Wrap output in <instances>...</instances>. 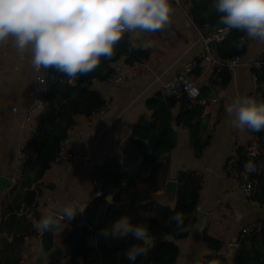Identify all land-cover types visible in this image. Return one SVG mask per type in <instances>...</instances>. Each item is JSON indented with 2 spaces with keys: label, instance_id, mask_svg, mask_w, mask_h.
<instances>
[{
  "label": "crops",
  "instance_id": "crops-1",
  "mask_svg": "<svg viewBox=\"0 0 264 264\" xmlns=\"http://www.w3.org/2000/svg\"><path fill=\"white\" fill-rule=\"evenodd\" d=\"M190 1L181 0L180 6H172L170 24L161 30L145 33L143 42L136 41L131 35V47L141 45L140 49L146 51L148 56L136 61L138 55L131 54L110 63L114 74L121 78L119 83L107 86L105 82L92 80L90 84H85L88 90L96 91L103 97L105 107L89 118H75V126L68 134L67 148L77 159L65 164L53 163L45 172L37 209L41 216L48 210L59 213L65 206L77 210L74 217L82 216L79 210L95 199L92 169L100 167L108 158H120L129 139L140 140L135 134L138 131L134 132L136 124L156 119L149 103L158 97L165 84L179 71L198 61L203 50L201 35L206 31L201 32L192 22L188 14ZM263 55L264 42L249 39L247 53L241 58L240 64L229 69L230 81L225 88L219 83L211 84L214 68L194 74L199 88L209 87V96L202 102L204 110L201 115L204 127L201 138L208 140V143L199 157L195 156L190 145L189 130L175 123L180 103L169 109V126L175 144L165 155L168 160L167 181L177 182L182 170L199 176L202 184L194 216L198 210L207 214L202 231L192 227L187 238L176 242L179 255L175 264H202L214 253L202 241L204 231L223 244L219 254L226 264H233V257L230 260L225 258L227 247L236 240L238 248L243 227L264 223V206L243 198L229 175L234 171L238 151L247 150L253 135L247 128L234 127L231 122L233 117L225 111L226 104L237 97L255 94L257 84L251 70L260 66ZM30 60L31 53H19L11 39L0 44V176L12 182L10 187L0 191L1 198L16 183L23 158L22 147L35 126V122L30 125L23 122L35 86V70ZM69 82L74 84L72 79ZM212 91L215 97L211 96ZM160 118L156 120L157 123ZM156 196L161 204L174 206L175 198L171 199L167 195L165 186ZM65 221L68 220H62L56 238L57 252L63 253L62 258L66 255V248L60 234L65 229ZM195 222L194 218L193 226ZM12 239L11 234L0 233V250ZM37 247V237L26 239L20 264L63 263L53 256L39 263L36 260Z\"/></svg>",
  "mask_w": 264,
  "mask_h": 264
},
{
  "label": "trees",
  "instance_id": "trees-1",
  "mask_svg": "<svg viewBox=\"0 0 264 264\" xmlns=\"http://www.w3.org/2000/svg\"><path fill=\"white\" fill-rule=\"evenodd\" d=\"M213 4L214 0L190 1L188 14L201 32L212 31L215 24L220 22L222 14L215 11ZM130 37L125 33L115 45L112 57H102L94 71L74 79V84L69 82L70 78L65 74L50 69L47 75V110L35 119L30 137L22 147L23 158L15 185L2 198L0 193V233L13 236L12 241L0 250V264H20L26 239L37 237L34 224L41 218L37 210L42 195L41 181L45 172L55 163L69 131L75 126V118H89L105 107L103 97L82 84H90L92 80L106 81L114 74L109 64L123 56L137 54L136 61L147 58L148 53L140 49L141 45L131 47ZM241 37L245 39L242 47L237 46ZM248 42L249 38L244 32L229 29L226 39L216 45L215 56L222 64L236 57L241 59L247 53ZM260 61V66L253 68L251 73L256 77L257 84L254 97L264 100V55ZM195 74L198 75L199 71ZM212 75L211 84L219 83L222 88L229 84L230 71L226 66L214 68ZM208 96L209 87L204 86L199 89V96L194 102L185 98H164L159 94L149 103L156 119L136 124L134 132L138 131L135 134L140 140L129 139L120 158H108L96 169L101 196L83 209L82 216L64 222L65 229L60 236L66 255L62 258V264H130L125 250L142 243L131 235L108 239L98 237L95 246L90 245L100 229H110L112 222L122 215L129 216L134 224L147 227L153 240L147 256L138 257L135 264L176 263L179 255L176 242L187 238L192 230L202 180L196 174L182 170L177 177L174 206L163 205L158 201L156 194L165 186L168 178V160L165 155L175 144L169 126V109L180 103L175 123L189 130L190 145L195 156L199 157L208 143V140L201 138L204 129L202 102ZM158 118L160 120L157 123ZM249 132L253 135V141L248 147L255 144L258 151V155L251 160L259 167L254 193L249 200L264 206V130L254 132L249 129ZM249 159L246 151L239 150L233 170H240ZM109 197L111 200H108ZM177 213L184 218L183 230H178L176 221L171 219ZM259 225V231L239 237L233 264H264V223ZM202 241L214 252L202 264H226L219 254L223 248L219 240L204 231Z\"/></svg>",
  "mask_w": 264,
  "mask_h": 264
},
{
  "label": "clouds",
  "instance_id": "clouds-1",
  "mask_svg": "<svg viewBox=\"0 0 264 264\" xmlns=\"http://www.w3.org/2000/svg\"><path fill=\"white\" fill-rule=\"evenodd\" d=\"M213 7L227 28L264 42V0H214ZM171 13L170 0H0V44L11 39L19 53H31L35 71L54 69L74 80L94 71L102 57L111 58L126 32L161 30L170 24ZM244 43L241 37L237 46ZM225 111L234 127L264 130V100L237 97ZM76 213L65 206L59 213L43 214L34 227L42 233L57 229V216L71 220ZM171 219L183 230L181 214ZM129 235L142 242L125 250L127 260L135 264L138 257L147 256L152 238L147 227L134 224L127 215L113 221L110 229H100L90 245L95 246L98 237Z\"/></svg>",
  "mask_w": 264,
  "mask_h": 264
},
{
  "label": "built area",
  "instance_id": "built-area-1",
  "mask_svg": "<svg viewBox=\"0 0 264 264\" xmlns=\"http://www.w3.org/2000/svg\"><path fill=\"white\" fill-rule=\"evenodd\" d=\"M181 0H170L171 7L176 5L180 6ZM127 33V32H126ZM229 33V28H223L217 31H210L208 33H203L201 39L203 42V50L199 56V59L196 63H193L191 66L179 71L171 81H169L161 89L160 94L164 98L172 99H181L185 98L190 102L196 101L199 96V85L194 76L196 71H203L207 68H216L221 67L222 65L231 69L240 64L241 59L239 57L233 58L225 64H222L217 60L215 56L216 45L224 41ZM132 35L133 33H127ZM50 69L41 70L40 72L35 71V86L33 92L31 93V103L29 108L24 112L23 122L26 125L33 124L35 119L46 112L47 110V75ZM253 80L256 82V77L253 76ZM121 81L120 76L113 74L105 82L107 86L113 83H119ZM254 97V95L252 96ZM15 112L16 109H13ZM68 140H65L62 144V147L58 153L55 163L56 164H65L76 160L68 148ZM258 155L255 144H251L246 150V156L250 158L247 160L240 170L230 172V178L237 184L238 193L245 199H249L255 189L256 180L255 176L259 173L258 165L252 161V158H255ZM248 164L249 167H245ZM96 168H93L91 171V180L95 187L94 197H100V183L95 176ZM260 230V225L258 223H253L243 227L240 231V236L247 237L251 233L257 232Z\"/></svg>",
  "mask_w": 264,
  "mask_h": 264
},
{
  "label": "water",
  "instance_id": "water-1",
  "mask_svg": "<svg viewBox=\"0 0 264 264\" xmlns=\"http://www.w3.org/2000/svg\"><path fill=\"white\" fill-rule=\"evenodd\" d=\"M223 28H226V26L223 25L221 22H218L215 24L213 31H217ZM133 38L138 42H143L145 39V33H139V34L133 33ZM82 86H85V84H82ZM215 95H216L215 92L212 91L211 96L215 97ZM11 183L12 182L9 178L0 176V191H2L5 188L10 187ZM177 187H178V183L174 180H169L166 182L165 190H166L167 195L171 199L175 198ZM108 200H111V197H109ZM48 212L56 213L51 210L46 211V213ZM194 218L196 220L193 226L194 229H196L197 231H202L207 221V214L203 212L202 210H198ZM57 220L59 224V227L57 229L55 228L49 229V230L44 231L43 233L38 231V235H37L38 247H37L36 260L39 263L46 262L47 260H49L50 257L56 254L58 251L57 245H56L57 231L61 227L63 219L57 216ZM152 245H153V240L150 246ZM237 249L238 248L236 245V240H234V244H231L227 247L228 254L225 256V258L227 260L232 259V257L234 258V255Z\"/></svg>",
  "mask_w": 264,
  "mask_h": 264
},
{
  "label": "rangeland",
  "instance_id": "rangeland-1",
  "mask_svg": "<svg viewBox=\"0 0 264 264\" xmlns=\"http://www.w3.org/2000/svg\"><path fill=\"white\" fill-rule=\"evenodd\" d=\"M64 227H65V223H64ZM62 252H57L56 254L53 255V258H56L58 261H60L61 263L63 262L62 261Z\"/></svg>",
  "mask_w": 264,
  "mask_h": 264
}]
</instances>
